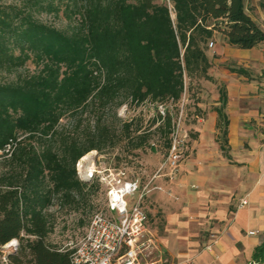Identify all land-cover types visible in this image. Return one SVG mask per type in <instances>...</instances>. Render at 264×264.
Listing matches in <instances>:
<instances>
[{
    "label": "trees",
    "instance_id": "obj_1",
    "mask_svg": "<svg viewBox=\"0 0 264 264\" xmlns=\"http://www.w3.org/2000/svg\"><path fill=\"white\" fill-rule=\"evenodd\" d=\"M75 18L67 31L34 13ZM215 35L236 49L264 43L244 0H24L0 2V246L18 241L10 264H70L71 251L47 242L48 209L78 210L88 182L75 165L92 151L113 148L110 116L124 105L179 103L184 79L211 80L208 43ZM28 63L35 71L19 73ZM232 73L246 76L241 69ZM216 129L227 145L226 95L219 92ZM69 118L71 129L61 128ZM167 150L173 118L158 116ZM121 124L123 139L141 149L146 134ZM221 151L226 153L221 146ZM256 259L264 262V246Z\"/></svg>",
    "mask_w": 264,
    "mask_h": 264
},
{
    "label": "crops",
    "instance_id": "obj_2",
    "mask_svg": "<svg viewBox=\"0 0 264 264\" xmlns=\"http://www.w3.org/2000/svg\"><path fill=\"white\" fill-rule=\"evenodd\" d=\"M218 36L207 53L208 75L224 84L227 151L201 152L190 171L159 180L164 192L149 193L163 218L158 231L149 229L164 264H264L255 258L264 246V43L240 50ZM219 106L217 99L213 109ZM216 121L210 112L208 141L218 131Z\"/></svg>",
    "mask_w": 264,
    "mask_h": 264
},
{
    "label": "rangeland",
    "instance_id": "obj_3",
    "mask_svg": "<svg viewBox=\"0 0 264 264\" xmlns=\"http://www.w3.org/2000/svg\"><path fill=\"white\" fill-rule=\"evenodd\" d=\"M0 2L19 6L24 4V0H0ZM154 2L160 4L165 0H154ZM244 6L245 12L252 17L251 19H254L257 25L264 26V0H244ZM34 16L38 21L62 31L69 30L76 22L75 18L68 19L63 12L58 15L35 12ZM215 38L218 42L220 41L218 35ZM211 42L213 45L216 43L215 39H212ZM212 50L213 47H207V53L211 54ZM34 71V66L28 63L19 73L26 74ZM209 72L210 69L208 74ZM12 78L13 75L0 72V82L9 81ZM184 82L185 89L179 103L167 102L163 105H154L146 102L139 106L128 104L116 111L117 120L110 116L109 121L114 123L113 126L118 136L115 146L100 153L92 151L85 155L84 160L81 158L76 163L75 170L78 178L89 184L86 190L87 195L84 202L80 203L78 210H73L68 206L60 207L58 202L54 201L47 211L52 224V231L47 237L49 244L61 249L73 247L82 236L91 216L105 210L107 187L103 177L121 171L126 179L138 180L141 189L150 180H153L150 183V194L164 192L159 180L174 181L185 172V169L190 171L191 162L195 161L201 152L216 151L221 154V146L227 151V145L221 141L218 131L209 141L205 139L206 134H212L207 127L208 114L214 110V103L219 99V92L224 90V84L215 81L213 77L211 80L196 77L185 78ZM161 111L164 112V115L160 114ZM166 113H169L173 118V123L178 121L182 113L179 125L180 162L178 172L173 175L170 169L164 165L168 155L165 137L161 131L156 130L160 125V121H157L158 116L164 117ZM124 122L131 123L132 130L138 129L137 134L148 136L147 142L141 149H132L135 143L134 136L132 140L123 139L121 136V124ZM59 127L71 129L69 118H64ZM1 162L2 158H0V172ZM79 164L81 168H78ZM162 166L163 168L159 172ZM154 187L161 190H154ZM150 194L145 197L144 201V210L148 217L147 226L158 231L163 218ZM165 194L172 200H178V197L172 195L170 190H167ZM137 195L138 193H136V197ZM126 200L133 203L135 197H127ZM16 242L18 243L17 240Z\"/></svg>",
    "mask_w": 264,
    "mask_h": 264
},
{
    "label": "built area",
    "instance_id": "obj_4",
    "mask_svg": "<svg viewBox=\"0 0 264 264\" xmlns=\"http://www.w3.org/2000/svg\"><path fill=\"white\" fill-rule=\"evenodd\" d=\"M212 46L213 43L209 42L208 47ZM160 114L164 115V112ZM181 118L182 113L173 125L164 162L172 175L178 172L180 162ZM103 179L107 187L105 210L91 216L80 239L68 248L71 251L70 264H164L157 250L156 237L147 226L148 217L144 210L145 197L151 192L150 183L153 180L141 189L138 180L126 179L121 171ZM153 189L161 190L157 187ZM127 197H135V201L129 203ZM239 205L243 207L246 202L242 200ZM15 243L14 246H0V264H10L9 256L18 251L16 240Z\"/></svg>",
    "mask_w": 264,
    "mask_h": 264
},
{
    "label": "bare ground",
    "instance_id": "obj_5",
    "mask_svg": "<svg viewBox=\"0 0 264 264\" xmlns=\"http://www.w3.org/2000/svg\"><path fill=\"white\" fill-rule=\"evenodd\" d=\"M85 159V156L82 157V160ZM78 168H81L80 164L78 165ZM9 246H14L15 245V240L11 241L10 243H8Z\"/></svg>",
    "mask_w": 264,
    "mask_h": 264
}]
</instances>
